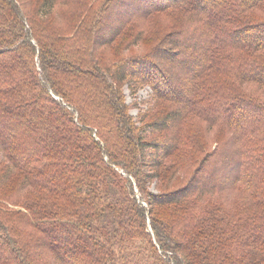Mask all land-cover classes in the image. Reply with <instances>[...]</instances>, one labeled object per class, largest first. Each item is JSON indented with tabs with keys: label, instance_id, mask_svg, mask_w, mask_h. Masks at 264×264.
<instances>
[{
	"label": "trees",
	"instance_id": "trees-1",
	"mask_svg": "<svg viewBox=\"0 0 264 264\" xmlns=\"http://www.w3.org/2000/svg\"><path fill=\"white\" fill-rule=\"evenodd\" d=\"M199 2L0 0V264H264V0Z\"/></svg>",
	"mask_w": 264,
	"mask_h": 264
},
{
	"label": "rangeland",
	"instance_id": "rangeland-1",
	"mask_svg": "<svg viewBox=\"0 0 264 264\" xmlns=\"http://www.w3.org/2000/svg\"><path fill=\"white\" fill-rule=\"evenodd\" d=\"M133 1V0H130ZM199 7H201V2L196 3ZM54 16V20H56V24L58 26H60V21H59V16L57 14V12L51 13V17L53 18ZM56 18V19H55ZM170 27V22L168 20H166L165 18L159 16L157 17V21L152 23L151 25H149V27H147V30L145 32L144 37L140 40L138 39V43H133L131 45H128V47L123 48L121 47L120 50L115 51L116 48L120 47V42L114 43V45H112L111 47H109L108 49H106L105 51L101 52L102 55L104 57H117L118 55H126V54H131V53H143L145 51H151L153 49V47H155L157 45V41L158 39L164 35L165 33L168 32ZM158 28V29H157ZM168 29V30H167ZM144 39V40H143ZM166 62V65L171 66V64L169 62ZM123 92H124V97H125V102L128 103L129 105V109L128 112L129 114H131L133 117L136 116V113L146 109V106H148L149 104V96L151 95V90L149 89L148 86H144L143 87H139L134 93L130 92L129 86L127 82L123 83ZM138 103V104H136ZM233 119H235L236 117V113L232 114ZM148 119H146V121L144 122H148ZM205 129L207 130V133L210 135V140L207 139V148H212L214 142L213 140L215 139V136L213 137V133H215V130L211 129V127H207L206 125H204ZM8 130L5 129L4 131L1 130V135L4 134V132ZM213 134V135H212ZM212 135V136H211ZM204 155L203 152H199L196 153L193 157L191 158H186L183 159L181 161V165L180 168L178 169L179 171L176 173L175 175V180L171 181H166L168 182V184L166 183H162L160 182L161 178L155 179V177H150L148 178L146 183L147 188L150 192L153 193H157V192H161L164 190H168L169 188H173V187H177L179 185H181L182 183L185 182V180L188 178L189 174L193 171L192 169L195 167V165L197 164L199 158ZM154 170L153 167L148 166L147 167V172L152 173V171ZM204 179L199 178L198 181H202L203 182ZM9 181V180H8ZM8 181H5L4 183L0 184V192H8V188H9V183ZM0 209H5V207L0 208ZM6 212L11 213L8 210H4L2 212H4V215H6ZM153 214H156L158 216L161 217H165V218H169L170 214H171V209L167 208V207H154V209L152 210ZM173 215V213H172ZM27 230L29 231H34L31 227L26 226L25 227ZM40 254H41V258L38 257L37 261L38 262H42L43 264H57L53 257H51V255H49V253H45L42 250H40ZM36 260V259H35Z\"/></svg>",
	"mask_w": 264,
	"mask_h": 264
}]
</instances>
